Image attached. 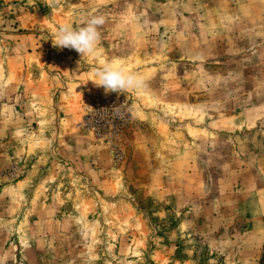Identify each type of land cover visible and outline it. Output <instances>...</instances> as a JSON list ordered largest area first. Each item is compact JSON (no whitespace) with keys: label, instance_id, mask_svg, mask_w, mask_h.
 Wrapping results in <instances>:
<instances>
[{"label":"rangeland","instance_id":"rangeland-1","mask_svg":"<svg viewBox=\"0 0 264 264\" xmlns=\"http://www.w3.org/2000/svg\"><path fill=\"white\" fill-rule=\"evenodd\" d=\"M0 264H264V0H0Z\"/></svg>","mask_w":264,"mask_h":264},{"label":"clouds","instance_id":"clouds-1","mask_svg":"<svg viewBox=\"0 0 264 264\" xmlns=\"http://www.w3.org/2000/svg\"><path fill=\"white\" fill-rule=\"evenodd\" d=\"M56 0H49V6H54ZM103 15H91L84 22L72 27L68 24L58 26L54 36V47L74 49L85 56H96L101 40L100 27L105 24ZM92 80L97 87H103L105 93H124L128 89H140L143 86L142 77L126 70L122 65L103 62L94 71Z\"/></svg>","mask_w":264,"mask_h":264}]
</instances>
